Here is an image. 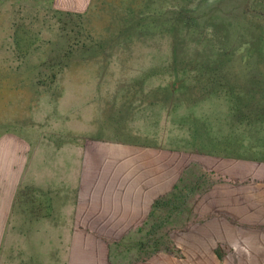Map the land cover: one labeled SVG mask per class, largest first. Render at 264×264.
<instances>
[{
    "label": "rangeland",
    "instance_id": "1",
    "mask_svg": "<svg viewBox=\"0 0 264 264\" xmlns=\"http://www.w3.org/2000/svg\"><path fill=\"white\" fill-rule=\"evenodd\" d=\"M181 1L91 0L90 9L76 12L63 10L54 0H0V137L13 133L29 145L27 183L18 186L15 201L19 211L14 210L15 216L21 214L24 202L31 204L29 212L35 207L41 210L37 199L45 191V184L40 186V174L44 180L49 167L60 168L66 156L80 150L87 138L194 149L206 134L222 139L223 133L231 131L240 138L238 151L246 157L251 152L252 157L261 159L255 164L259 163L258 175H264V120L257 123L261 127L257 134H249L233 123L214 120L213 116L225 114L227 103L223 98L201 96L196 90L178 98L170 96V89L163 90L177 81L191 84L195 80L190 76L197 77L193 69L178 72L161 68L168 64L174 43L170 32L164 36L150 33L126 42L111 40L120 30L135 32L143 25L152 31L153 25H169ZM215 1H222L220 11L232 14L242 12L247 0H189L185 7L192 13L210 16V5ZM259 2L264 4V0ZM155 17L157 24L153 22ZM136 19H143L142 23ZM196 43L193 40L191 44L194 47ZM61 67L65 70L60 71ZM238 75L239 70L234 78L240 84ZM143 76V89L129 87ZM261 80L264 82V77ZM209 115L213 120L205 122ZM202 122L208 130L197 137ZM228 143L232 147L229 139ZM201 163L197 161V171L189 172L176 196L166 200L168 205L160 207L139 228L136 237L111 241L117 254L122 249L133 254L138 251V256L132 257L145 259L168 250L180 257L185 250L190 261L196 260L190 252L197 248V238L181 235L184 225L197 220L189 213L197 191L190 190L194 186L199 190L217 179ZM17 226L10 240L17 247L33 249V227ZM43 241L48 243V235L43 234ZM41 249L46 251L48 245ZM217 250L223 251L222 246L218 245Z\"/></svg>",
    "mask_w": 264,
    "mask_h": 264
},
{
    "label": "crops",
    "instance_id": "2",
    "mask_svg": "<svg viewBox=\"0 0 264 264\" xmlns=\"http://www.w3.org/2000/svg\"><path fill=\"white\" fill-rule=\"evenodd\" d=\"M54 1L65 11L84 12L91 5V0ZM28 150L18 135H1L0 264H264V175H258L259 163L255 164L259 158L87 138L60 168L49 167L44 180L40 174L39 184H45L37 199L41 210L34 206L29 212L31 204L24 202L15 216L18 186L27 183ZM197 161L217 179L190 190L197 191L189 207L197 220L184 225L181 235L197 238V248L190 252L196 260L190 261L185 250L180 257L168 250L145 259H135L138 251L122 248L117 254L111 241L136 237L139 228L168 205L166 200L176 196L189 172L197 171ZM159 200L162 204L155 209ZM19 224L33 227V249L10 240ZM44 244L48 249L43 252ZM218 245L223 248L220 253Z\"/></svg>",
    "mask_w": 264,
    "mask_h": 264
},
{
    "label": "trees",
    "instance_id": "3",
    "mask_svg": "<svg viewBox=\"0 0 264 264\" xmlns=\"http://www.w3.org/2000/svg\"><path fill=\"white\" fill-rule=\"evenodd\" d=\"M186 1L189 0L178 4L180 8L169 25L157 24L158 17H155L153 22L157 25H153L152 31L141 25V29L135 32L120 30L111 40L126 42L133 38L148 36L150 33L154 36H164L170 32L174 43L168 64L162 65L161 68H170L178 72L179 69L180 72L193 69L197 72V77L190 76L191 80H195L191 84L186 81L180 84L177 81L171 86L167 84L168 88L163 90L170 89L168 92L170 96L178 98L193 90L200 92L201 96L223 98L227 103L225 114L213 116L214 120L217 119V122L225 120L228 124L233 123L238 130L243 128V132L257 134L261 130L257 123L264 120V82L261 80L264 77V4L259 0H247L242 12L224 14L219 10L222 1H215L210 5L212 8L210 16H206L188 11L185 7ZM199 10L201 9L197 8L198 12ZM142 20L136 19V22L140 24ZM193 40L197 42L194 47L191 44ZM72 49L74 51L76 47ZM64 70V67L60 68V71ZM150 70L154 72L156 69ZM238 70L241 71V76L238 75V79L242 81L240 84L234 78ZM144 80L145 76L134 79L133 85L129 87L143 89ZM206 117L205 122L213 120L210 115L209 120ZM205 122L200 124L202 126L197 130V137H202L200 135L202 130H208ZM246 123L247 125L243 126ZM223 134L222 139L209 138L206 134L203 141L196 143L195 149L207 154L242 155V151L237 149L239 146L237 141L240 138L235 137L231 131ZM214 140L217 143H214ZM249 154L246 155L252 157L253 154L251 152ZM161 204L162 201H157L155 209Z\"/></svg>",
    "mask_w": 264,
    "mask_h": 264
}]
</instances>
